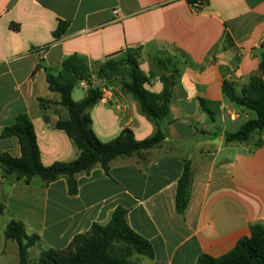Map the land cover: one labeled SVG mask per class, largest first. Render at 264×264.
Returning <instances> with one entry per match:
<instances>
[{"label":"crops","instance_id":"obj_1","mask_svg":"<svg viewBox=\"0 0 264 264\" xmlns=\"http://www.w3.org/2000/svg\"><path fill=\"white\" fill-rule=\"evenodd\" d=\"M202 3L0 0V135L18 115L26 114L44 166L79 156L73 141L54 127L68 119L67 110L39 103L60 100L49 91L48 75L57 76L69 57L98 62L127 48L141 49L139 66L149 77L147 88L156 94L163 91L160 79L166 73L155 57L164 51L184 62L169 117L161 124L168 132L165 141L142 155L116 159L108 174L95 167L79 175L77 195H69L65 179L49 185L36 179L26 185L0 169L1 233L12 220L22 222L27 234L41 238L31 250L39 257L43 250L65 249L95 223L107 225L123 207L130 227L155 252L152 259L135 255L136 264H197L202 255H226L251 235L252 226H264V130L248 142H228L227 134L256 117L230 102L222 90L227 79L241 92L259 73L264 0ZM116 9L121 11L119 19L113 14ZM60 21L69 27L55 40ZM12 24L20 30H13ZM201 100L212 117L202 110ZM91 118L102 142L116 139L125 129L132 130L137 141L158 131L118 87L92 109ZM259 139L263 145L256 147ZM0 148L14 158L21 156L16 138L0 139ZM186 161L194 176L190 201L179 214L175 198ZM9 243L4 241L1 254Z\"/></svg>","mask_w":264,"mask_h":264},{"label":"trees","instance_id":"obj_2","mask_svg":"<svg viewBox=\"0 0 264 264\" xmlns=\"http://www.w3.org/2000/svg\"><path fill=\"white\" fill-rule=\"evenodd\" d=\"M188 2L197 7L203 4L202 0ZM68 27V23L60 21L53 32L54 39H61ZM12 29L19 31L20 26L12 24ZM140 56L141 49L127 48L98 62H89L79 55L65 60L57 76L48 75L49 91L59 95L60 100L56 102L40 99L39 103L43 108L59 105L67 110L68 119H60L54 127L64 131L73 141L79 156L70 162L44 166L34 125L26 114H20L14 124L3 129L0 135V139L16 138L21 149V156L14 158L0 148V169L4 175L14 176L16 181L26 185H31L36 179L45 185L65 179L69 195L75 196L79 192V175L88 174L95 167H101L108 174L111 163L116 159L142 155L159 147L168 135L161 124L169 117L173 90L182 74L184 62L164 51L155 57L157 67L166 73L160 79L163 91L156 94L147 88L149 77L140 69ZM93 79L105 80L118 87L123 94L131 96L137 102L140 113L158 127L157 133L149 139L137 141L133 131L125 129L116 139L102 142L93 130L91 118L92 109L102 100V91L99 88H89L81 101L73 99L78 84L83 80ZM222 90L230 102L253 111L256 115L255 119L248 120L238 132L227 134L226 140L239 143L252 140L264 130V48L258 75L253 76L241 92L227 79L223 82ZM201 108L212 117V112L203 100ZM262 145V140H257L256 147ZM193 176L191 163L186 161L175 198L179 214L185 212L190 201ZM2 211L0 208V214ZM127 215L125 208H117L107 225L93 224L87 233L75 236L65 249L43 250L36 264H136L132 260L135 255L154 258L152 244L130 227ZM3 236L5 242L17 244L19 264H33L30 253L41 241L38 235L27 234L22 222L12 220ZM197 264H264V226H252L251 235L239 240L235 248L226 255L219 258L202 255Z\"/></svg>","mask_w":264,"mask_h":264},{"label":"rangeland","instance_id":"obj_3","mask_svg":"<svg viewBox=\"0 0 264 264\" xmlns=\"http://www.w3.org/2000/svg\"><path fill=\"white\" fill-rule=\"evenodd\" d=\"M115 86V85H114ZM86 94V91L84 89H82L81 87L77 86L75 88V91L73 93V99L75 101H81L84 96ZM250 114L252 116V118H255L256 115L255 113L250 111ZM3 243H4V236L3 233L0 232V264H19L18 262V257H17V251H18V247L17 244L15 242H12L8 244V248H6L5 253L1 254L2 251H4L3 249ZM31 254V259L33 264H36L37 262V252H32Z\"/></svg>","mask_w":264,"mask_h":264},{"label":"built area","instance_id":"obj_4","mask_svg":"<svg viewBox=\"0 0 264 264\" xmlns=\"http://www.w3.org/2000/svg\"><path fill=\"white\" fill-rule=\"evenodd\" d=\"M113 14L115 17H117V19H119L118 17L121 15V11L119 9H116L113 11ZM78 86L84 89L85 91H87L89 88H99L103 93L102 100H105L108 97L112 96L116 91V87L114 85L109 84L105 80H83L78 84Z\"/></svg>","mask_w":264,"mask_h":264}]
</instances>
